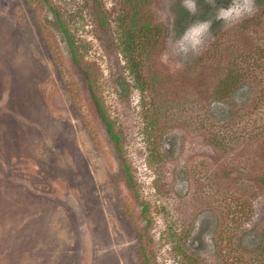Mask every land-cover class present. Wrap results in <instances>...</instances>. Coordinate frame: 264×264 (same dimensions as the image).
<instances>
[{
  "label": "rangeland",
  "instance_id": "obj_1",
  "mask_svg": "<svg viewBox=\"0 0 264 264\" xmlns=\"http://www.w3.org/2000/svg\"><path fill=\"white\" fill-rule=\"evenodd\" d=\"M175 2L0 0V264H141L139 233L151 264H180L177 238L193 264H264V0L230 23L203 0L181 31Z\"/></svg>",
  "mask_w": 264,
  "mask_h": 264
},
{
  "label": "trees",
  "instance_id": "obj_2",
  "mask_svg": "<svg viewBox=\"0 0 264 264\" xmlns=\"http://www.w3.org/2000/svg\"><path fill=\"white\" fill-rule=\"evenodd\" d=\"M201 2L203 3V0H197V5L201 4ZM229 2V0H220V3L222 5H226ZM172 11H173V18H172V25L175 29H178V31L182 30L186 24L192 20L194 18V15H191L188 11L185 10L184 7L181 6L180 4V0H176V2L173 4L172 6ZM174 20V23H173ZM145 28L146 25H141V27H139L138 29V33L141 34L142 36H145ZM131 32V31H130ZM152 34L154 32H158L157 30H153L151 31ZM65 33V32H64ZM66 35V33H65ZM130 33L126 32L124 34V40L122 42V53L124 55V57L127 59V66H129L128 71L130 72V74L132 75V79L134 82V86L136 89H138L139 91L143 90V82L138 79L137 72H136V68H137V63L136 61L133 60L134 57L131 56V54L134 55V44L132 45V35H130ZM66 43L69 47V51L73 57V59H76V55H75V51L73 50L72 46V41H70V39L67 37L66 35ZM231 76L229 79V84H234L235 82H237L238 80L242 79L243 77L246 76V72L245 70H232L231 71ZM92 97L93 100L96 103L97 106V112L101 118V120L104 122L105 127H106V132L108 137L110 138L115 150L117 151V153L119 155H121V143H120V137L118 135V133L115 131L113 123L108 115V113L103 109L102 105L100 104V102L98 101V99L96 98V96L92 93ZM152 129V125L150 124V129ZM209 140L210 142L217 148L219 149H224L226 148V146H228L230 140L229 137H224L219 135L218 133H212L209 135ZM123 172L125 175L129 176V171H128V167L127 165L123 162ZM259 184H262L260 179H257ZM146 212H147V206L145 205V203H143L142 201H140V214L141 216L144 218L145 221H147L146 219ZM245 220H248V218H245ZM146 226V224L144 225ZM143 235L142 234H138V254L141 260V264H151L150 262V254H151V249L150 247H148V245L146 244V241H144L142 239ZM173 250L175 251V253L179 256L180 259V264H193L191 262L192 258L191 256H189V254L184 250L183 247L180 246V242L177 239H175L173 241V246H172Z\"/></svg>",
  "mask_w": 264,
  "mask_h": 264
},
{
  "label": "clouds",
  "instance_id": "obj_3",
  "mask_svg": "<svg viewBox=\"0 0 264 264\" xmlns=\"http://www.w3.org/2000/svg\"><path fill=\"white\" fill-rule=\"evenodd\" d=\"M205 2L216 9L214 19L224 21L225 23L239 20L245 14H251L255 8V0H242L243 5H246V7H240L239 10V0H232L227 8L217 7L216 0H205ZM181 6L191 15H196L198 12L197 0H181ZM213 22V19L198 20L189 25L180 37L176 39V50L185 56L190 52L196 54L204 45L205 40L211 35ZM189 33H191V36H189Z\"/></svg>",
  "mask_w": 264,
  "mask_h": 264
}]
</instances>
